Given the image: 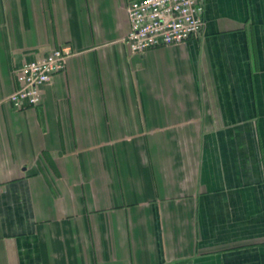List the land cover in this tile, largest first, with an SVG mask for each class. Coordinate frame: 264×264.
I'll use <instances>...</instances> for the list:
<instances>
[{"label": "crops", "instance_id": "crops-1", "mask_svg": "<svg viewBox=\"0 0 264 264\" xmlns=\"http://www.w3.org/2000/svg\"><path fill=\"white\" fill-rule=\"evenodd\" d=\"M129 0H0V264H264V0L131 53ZM70 50L18 108L16 67Z\"/></svg>", "mask_w": 264, "mask_h": 264}, {"label": "built area", "instance_id": "built-area-1", "mask_svg": "<svg viewBox=\"0 0 264 264\" xmlns=\"http://www.w3.org/2000/svg\"><path fill=\"white\" fill-rule=\"evenodd\" d=\"M205 0H129V31L124 43L131 53H144L162 46L182 44L199 36L205 24ZM70 50L56 48L46 55L25 60L16 67L20 83L10 95L18 108L41 102V87L65 70Z\"/></svg>", "mask_w": 264, "mask_h": 264}]
</instances>
